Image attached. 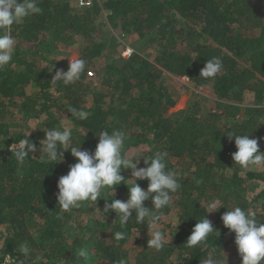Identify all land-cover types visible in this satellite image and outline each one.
Listing matches in <instances>:
<instances>
[{"label": "trees", "instance_id": "trees-1", "mask_svg": "<svg viewBox=\"0 0 264 264\" xmlns=\"http://www.w3.org/2000/svg\"><path fill=\"white\" fill-rule=\"evenodd\" d=\"M39 7L41 14L12 26L15 52L11 63L0 69V264L6 254L12 257L10 264H203L209 252L224 264L226 259L220 252L226 245L225 237L233 241L234 233L223 226L221 215L238 206L255 212L257 220L264 222V175L247 171L241 178L228 167L232 173L229 183L216 178L217 183L215 170L229 166L225 147L233 153L234 139L213 129L219 114L199 116L197 100L171 113L176 98L167 91L164 76L187 77L196 87L211 83L219 101L241 104L248 98L255 105L263 103L264 0H103L78 8L68 0H39ZM100 18L104 25L98 22ZM103 26L144 41L156 49V55L149 60L133 52L119 64L105 65L97 73L96 93L88 78L105 48L100 40ZM74 39L82 42L76 53L85 60V71L69 85L52 84L55 71L68 67L54 60L47 68L38 67L42 58L34 56L46 51L45 46H70ZM213 57L221 60V72L213 79L200 77V70ZM29 88L36 91L27 95ZM19 98H23V106L17 113L39 119L43 128L29 135L31 143L36 144L48 128L64 125L63 116L70 118L72 126L70 146L81 143V149L91 153L100 132L121 131L126 136L125 155L132 149H149V154L166 153L167 170L175 172L172 160H189L197 166L194 172L177 175L181 187L172 194V206L163 209L162 219L177 210L176 223L181 222L176 229L167 224L168 243L162 250L140 243L139 236L135 250L126 247L132 235H145L150 228L137 225L134 212L133 221L126 225L119 223L112 210L103 219L104 205L111 203V189H102L101 197L92 204L84 202L69 212L59 209L57 181L76 160L67 150L63 160L52 165L43 157L39 159L38 143L36 158L32 153L23 164L17 162L9 146L27 135L11 131L6 108L8 104L15 107L13 101ZM69 108L86 111L89 116L80 120L71 116ZM252 114L246 124H233L231 131L248 134L259 142L264 137V121ZM138 166L145 167L143 161ZM121 175L130 179L131 170L122 168ZM248 182L258 184L255 194ZM124 183L115 187L113 199L127 200L130 181ZM137 183L147 188V180ZM209 187L222 193L223 206L212 213H207ZM226 187L232 188L229 193H225ZM144 206L151 207V199ZM213 213L218 232L210 234L206 244L188 247L186 241L194 225L205 215L210 220ZM118 231L125 233L124 239H115ZM22 246L29 249L26 257ZM81 250L86 253L83 257ZM226 264L236 263L226 260Z\"/></svg>", "mask_w": 264, "mask_h": 264}, {"label": "clouds", "instance_id": "clouds-1", "mask_svg": "<svg viewBox=\"0 0 264 264\" xmlns=\"http://www.w3.org/2000/svg\"><path fill=\"white\" fill-rule=\"evenodd\" d=\"M41 13L39 0H0V69L11 63L15 52L16 40L12 35V26ZM131 52L132 49H129L126 54L130 55ZM85 67V60L71 59L66 71L63 69L55 71L51 83L55 84L58 81L64 85L74 83L81 78ZM221 70V60L213 57L206 61L199 75L205 79H213ZM68 112L80 120L89 116L88 112L77 111L75 108H69ZM29 132L26 138L13 143L8 149L20 164L25 162L29 154L37 151V145L29 140ZM226 135L230 140L234 139L236 150L232 153V160L237 165L245 169L264 166V152L260 151L257 139L249 138L248 134L235 132H228ZM125 139L126 136L121 131H113L111 134L102 131L99 133L94 151L90 153L81 149V143L78 146H70L72 141L70 126L48 128L44 131V138L39 141V159L43 157L46 161L53 162V165L63 160L64 151L70 150L76 160L67 173L59 177L56 184L55 198L62 212L80 208L84 202L92 204L101 197L102 189H111V203H105L102 211L103 219L104 215L112 210L119 218V223L126 225L130 219L133 221L134 212L135 223L147 224L151 229L147 247L159 251L168 243L160 226L163 209L172 206V194L180 189L181 184L177 180V174L167 170L166 153L156 151L144 156L145 167H139L144 152L125 155L123 152ZM122 168L131 170L130 179L125 180L121 175ZM143 180L148 181L146 189L137 183ZM124 181H130L126 186L129 192L127 200L113 199L115 187L121 183L125 184ZM149 199H151V207L144 206V202ZM221 206L223 205L219 201L209 202L207 213H212ZM221 220L223 226L230 233H234V244L240 257V264H261L264 261V222L257 220L256 213L246 212L236 206L224 212ZM180 222L174 225L175 229ZM213 232L218 231L205 215L194 225L186 245L194 248L206 244L209 235ZM114 236L115 239L121 240L125 238V233L118 231ZM21 252L26 257L29 254L28 247L22 246ZM79 255L83 257L86 253L81 250ZM11 260V255L6 254L3 264H10ZM203 264H220V261L214 257L213 252H209Z\"/></svg>", "mask_w": 264, "mask_h": 264}, {"label": "rangeland", "instance_id": "rangeland-1", "mask_svg": "<svg viewBox=\"0 0 264 264\" xmlns=\"http://www.w3.org/2000/svg\"><path fill=\"white\" fill-rule=\"evenodd\" d=\"M68 1L73 7H77V8L79 7L76 0H68ZM86 1L93 3V2H102L103 0H86ZM98 22L104 25L103 18H100ZM108 30H110L108 26L107 27L103 26L100 40L104 43L105 48L102 54L97 58L96 65L92 69L90 77L88 78L91 89L96 93L98 92V85H99L97 73L100 72L107 64H119L121 63V61L125 60L126 58L123 57L122 54L127 48L132 49L134 53H139L141 56H144L149 60H151L156 55V49L145 45L144 41L136 40L135 37L132 35H126L125 33H121L119 29L110 30V31ZM81 44L82 42L79 39H74L73 44H71L70 46L60 45L56 48L53 47L50 48L49 46L44 45L46 51H43L38 56L35 55L34 57L42 58V60L38 64V67L47 68L46 66L53 60L56 62L62 61L63 64L66 67H68L70 60L77 58L76 52L81 46ZM164 79L166 82L165 87L167 91L176 98L175 107L172 108L170 112L175 113L184 110L186 107L192 105L195 100H197L198 102H200L199 116L205 117L209 113L219 114V117H217L213 123L215 126V128L213 129L218 131V133L227 134L229 130L230 132H234V130L231 131L232 129L231 126L233 124H237V125L246 124L248 118L250 117L249 115L252 114V110L256 111V113L252 114L254 118L264 121V102L263 103L260 102L259 105H255V102L248 98H246L245 102L241 104L219 101L215 98L212 92L211 83H208L203 87H196L193 84H191L186 78H175L170 75H165ZM35 91L36 89L29 88L27 90V95H32ZM13 103L15 107H12L11 104H8L6 108L8 112L7 116L9 118L7 119V122L11 126L12 132H18L21 130L27 135L28 132L30 131L29 132L30 135V134H36L41 130H43V128L40 129L39 127L41 124L39 119H35L34 117L26 113H17L18 110H20V107L23 106V98L14 100ZM59 115L60 113H58V116ZM43 118H45V116L42 117V119ZM61 124L72 127L68 122V120H66L63 116H62ZM148 136L151 138V135ZM42 138H44L43 134L41 137H39V141L42 140ZM261 139L262 141H259L258 143H259L260 151L262 152V150L264 151V137H261ZM39 141L37 139V143H36L37 146ZM225 151H226L225 157L229 161V166H224L221 169L215 170L217 172L214 180H216L217 178L223 181V183L230 181L232 173H231V169H229L228 167L234 168L237 171L238 175L241 176V178L242 177L244 178L245 173L247 171L261 173L264 175V166H261L259 168L257 167H252L248 169L242 168L232 160V152L230 151L229 146L225 147ZM139 152H144L142 154V157L140 158V163H142L143 157L147 156V154L150 153V150L136 148V149H132V151L129 152V154L139 153ZM33 154H34L33 157L36 158L38 156V150ZM171 163L174 164L175 172L177 175L179 173H183L186 175L191 172H194L195 169H197V166L194 165L193 162H190L189 160H182V161L172 160ZM216 182L218 183L219 181L216 180ZM256 185L258 184L253 182H248L247 184L252 194H255V192L259 190V186ZM226 188L227 189L225 190V193H229L232 189L229 187ZM251 188H255V189L251 190ZM206 195L210 197V202L219 201V203L221 204L222 201L221 192H216L209 187L207 189ZM176 212L177 210L172 212L167 219L164 218L162 219L163 222H161L162 224L160 223V226L165 234L168 232L166 229L168 223L172 224L171 226H174L176 224ZM213 214H214L213 217H211L210 219L211 221L213 218V220L211 221L212 224L216 220L215 213ZM83 219L86 220V217H83ZM214 229L217 230V227H214ZM1 234H2V228L0 227V242H1ZM138 236L141 240L139 241L140 243L147 242L148 239L151 237V229L146 231L145 235H140V234L132 235L130 243L126 246L128 249L135 250L138 247V243L135 242V239L138 238ZM166 239L168 241V237H166ZM225 240H226L225 241L226 245L224 249L220 252L221 256L228 261H231L236 264H240V257L236 250L234 240L230 241L228 235L225 237ZM37 260L38 259L36 258L31 263ZM261 264H264V261H262Z\"/></svg>", "mask_w": 264, "mask_h": 264}, {"label": "built area", "instance_id": "built-area-1", "mask_svg": "<svg viewBox=\"0 0 264 264\" xmlns=\"http://www.w3.org/2000/svg\"><path fill=\"white\" fill-rule=\"evenodd\" d=\"M77 4L81 7H85V6H88L90 4L89 1H86V0H76ZM129 48H127L124 52H123V57L125 58H128L130 57L132 54H133V51L131 52L130 55H127L126 53L128 52Z\"/></svg>", "mask_w": 264, "mask_h": 264}]
</instances>
